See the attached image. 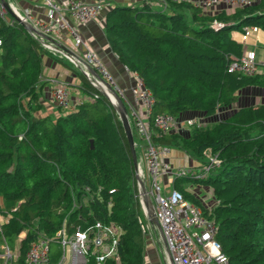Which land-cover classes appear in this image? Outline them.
Segmentation results:
<instances>
[{
    "label": "trees",
    "instance_id": "trees-1",
    "mask_svg": "<svg viewBox=\"0 0 264 264\" xmlns=\"http://www.w3.org/2000/svg\"><path fill=\"white\" fill-rule=\"evenodd\" d=\"M107 2V42L151 93L152 113L209 118L234 104L242 88H264L260 64L251 76L228 72L244 51L242 28L264 32V0L212 13L187 0ZM0 39V255L4 246L16 255L5 262L0 257V264H26L30 244L42 238L56 264L62 253L56 232L64 229L71 235L95 222L121 229L118 263L108 259L101 264H145L147 238L137 222L144 215L114 106L58 55L75 74L74 87L91 99L40 113L45 105L42 62L55 52L6 10L0 17ZM152 139L184 152L195 168L205 163L207 151L216 157L218 165L203 178L176 177L174 189L199 206L190 191L175 187L178 178L207 187L214 205L199 207L214 223L215 239L229 264H264V104ZM144 223L149 232L145 217ZM87 264L98 263L89 257Z\"/></svg>",
    "mask_w": 264,
    "mask_h": 264
},
{
    "label": "built area",
    "instance_id": "built-area-1",
    "mask_svg": "<svg viewBox=\"0 0 264 264\" xmlns=\"http://www.w3.org/2000/svg\"><path fill=\"white\" fill-rule=\"evenodd\" d=\"M34 1L44 5L45 20L33 17L28 9L19 13L12 8L15 19L20 23L30 25L32 30L28 31L34 38L47 41V37L51 38L60 32H67L73 38L76 46L80 43V38L71 23L84 24L94 20L108 6L107 0H94L91 3L82 0H67L62 4L53 0ZM251 3L253 0H199L196 6L207 12L221 4L232 9L248 6ZM3 15L4 10L0 7V17L3 18ZM255 32H257L255 27H243L241 33L243 43L249 38L250 33ZM43 46L54 52L58 51L59 55L74 65L92 86L107 97L113 106L116 102L112 93L115 92L127 107L128 120L129 122L131 120L135 134L142 143L146 169V173H144L137 164L134 171L135 196L139 200L144 217L146 218L147 210L150 207L157 219L164 241V250L169 253L171 264H229L227 256L221 251V246L215 239L216 227L214 223L203 214L199 206L185 199L179 191L173 188L171 192H168L165 189L169 177H173V179L185 176L194 179L203 178L212 167L218 165L219 161L216 157L207 151L205 153L207 160L203 165L197 167V170L187 167H172L169 163L172 149L155 144L152 138L156 134L161 135L176 130L178 121L167 113L154 114L151 112L154 104L152 95L143 87L141 80L136 75H132L134 85L131 88V97L137 107L133 108L125 100L123 90L116 85L96 54L85 44L83 47L86 50L82 57L76 55L71 49L61 50L56 44L45 43ZM91 70L96 73V76L91 73ZM256 71L255 51L246 48L242 55L231 62L228 67V72L247 76L254 75ZM52 82L50 99L57 108L68 109L75 102L91 99V97L87 98L82 95L71 100L68 83L54 80ZM79 95L81 94L79 93ZM203 119V116L196 115L186 118L182 123L189 129L194 125H204ZM145 201L148 207L145 206ZM137 222L141 232L148 238L144 218L138 217ZM120 235L121 229L114 223L95 222L84 230L76 229L71 235H66L64 229H60L54 236L62 250L56 264H87L89 257L98 264L104 263L108 259L118 263L117 246ZM0 257L5 262V260H14L16 255L11 254L4 246L3 254ZM25 263L53 264L50 262L46 239L42 238L30 244L26 252Z\"/></svg>",
    "mask_w": 264,
    "mask_h": 264
},
{
    "label": "crops",
    "instance_id": "crops-1",
    "mask_svg": "<svg viewBox=\"0 0 264 264\" xmlns=\"http://www.w3.org/2000/svg\"><path fill=\"white\" fill-rule=\"evenodd\" d=\"M56 3L62 4L65 3L67 0H53ZM85 2H93L94 0H82ZM190 1L191 3H193L195 6L196 4L199 2V0H187ZM6 2L8 3L10 9L12 10L15 9L17 12H21L24 9H28L31 13V15L35 18L38 19H42L45 20V14H46V9L44 7V5H42L40 2L38 1H34V0H6ZM153 4H157V2L153 3ZM221 9H231L223 4L219 5L217 10H221ZM208 13H212L215 12L212 10L207 11ZM106 13H107V8H104L99 14L98 16L94 19V20H90L84 24H75V23H71L75 32L77 33L78 37L80 38V43L77 44V46L75 45V42L73 40V38L66 32H60L58 35L53 36L49 39H47V41H45L46 43H50L53 44L57 47H59V49L61 50H65V49H71L76 55L82 57L84 55V51L86 50L85 47H83V44H85V46L90 49L92 52H94L96 54V56L98 57V59L101 61V63L103 64V66L106 68V70L108 71V73L110 74V76L112 77V79L114 80V82L116 83V85L123 90L124 92V98L125 100L129 103V105L133 108H137L136 105L132 102V97H131V88L134 85V79L132 74H130L126 68L118 61L117 56L112 52L107 39H106V35L104 32V27H105V20H106ZM261 43L262 45L259 46L261 48V50L257 51V44ZM244 49L246 48L247 50H253L255 51L256 54V62L257 65L260 64V69L264 68V32L262 31H257L255 33H250L249 38L246 40L245 43H243ZM252 47V48H251ZM58 51L55 52L53 57H44L43 62H42V80L45 83L44 87L42 89V91L40 92L43 96L42 100H46V105L50 106L51 108H54V105H52L51 103V99H50V92L51 89L53 88V80L55 81V79H53V77H58L59 75H61L62 77H64V82L68 83L71 85V83L75 82L78 83V80L75 76V74L73 73V71H71L69 68H67V66H65L63 63L58 61ZM66 62V61H65ZM67 63V62H66ZM68 64V63H67ZM70 64V63H69ZM71 66V65H70ZM72 67V66H71ZM67 68V69H66ZM71 73V75H69ZM50 84L51 87L50 89L47 88L46 84ZM74 91L77 92V95H74V98L78 97V96H82L79 95V91L74 87V85H72ZM238 95V99L237 101L232 104L230 107L225 108V109H219V111H221V117L219 118H226L229 115H231L234 111H236L237 109L241 108V107H245V106H249V105H254L257 103H261L264 104V88H260V87H256V86H252V87H245L242 88L241 90H239L237 92ZM238 105H235V104ZM49 109H46V111ZM45 111V112H46ZM44 112V113H45ZM42 113V114H44ZM50 111H48L47 114H49ZM220 112H216V114H214L212 117L206 118L204 115V119H203V123H205L204 125L217 121L219 120V118H215L214 116H216L217 114H219ZM223 115V116H222ZM195 116V115H194ZM193 115L191 117H194ZM190 118L187 117V119ZM211 121H210V120ZM185 120V119H184ZM183 122V121H182ZM182 126H179V124L177 123L176 125V130L171 131V132H188L189 129L186 128L184 126V124L182 123ZM139 146L140 149V154H141V158L142 160H144V151L142 148V143L139 141V143L137 144ZM137 164L139 165L140 169L142 171H146V169H142L141 164L139 162V153L137 151ZM171 158L173 157V151L171 153ZM177 160V159H176ZM169 162H170V158H169ZM177 162H175L174 165ZM186 161H185V165H186ZM145 165V162H144ZM149 222V221H148ZM149 232L147 237H151V240H154L155 242L153 243V245L151 246H147L146 247V254H145V264H148V261H146L147 259H155L156 261L159 263L160 260L158 259V254H159V249H161V253L162 250H164V245L162 242V239L159 235V232L157 230V228L149 223ZM147 238V239H148ZM150 240V239H148ZM164 254V252H163ZM152 257V258H151Z\"/></svg>",
    "mask_w": 264,
    "mask_h": 264
},
{
    "label": "rangeland",
    "instance_id": "rangeland-1",
    "mask_svg": "<svg viewBox=\"0 0 264 264\" xmlns=\"http://www.w3.org/2000/svg\"><path fill=\"white\" fill-rule=\"evenodd\" d=\"M217 8L218 7H215V8H213V11H216L217 10ZM262 44L259 42L258 44H257V51H259V50H261V48L259 47V46H261ZM252 48V47H251ZM68 68V67H67ZM66 68V69H67ZM69 75H71V73L69 74ZM53 79H55V81H58V82H64L65 80H64V77H62L61 75H59L58 77H53ZM51 84V83H50ZM49 83L48 84H46V86H47V88L48 89H50V87H51V85H50ZM72 85H75V82H73V83H71V85L70 84H67V86H68V91L70 92V98H71V100L74 98V95L76 96L77 95V92L76 91H74V89H73V87H72ZM115 101V100H114ZM116 102V101H115ZM44 103H45V105H44V107H43V111H40V113H44L45 111H46V109H49V110H47L45 113H48V111H50V113H53L54 112V110H55V108H51L50 109V106L49 105H46V100H44ZM257 103V102H256ZM116 105V104H115ZM235 105H238L237 103L235 104ZM220 113L219 114H217L216 116H214L215 118H219V117H221L220 115L222 114L221 113V111H219ZM55 114V113H54ZM199 115H201V116H203L202 114H199ZM191 117L192 115H190L189 113H182V114H180L179 115V117H178V119H177V121H178V124H179V126H182L183 127V125H182V121L184 120V119H186L187 117ZM223 116V115H222ZM129 118V117H128ZM219 119H221V118H219ZM210 120V119H209ZM212 120V119H211ZM210 120V121H211ZM129 121V120H128ZM129 123H131L132 124V122H131V120H130V122ZM135 141L137 142V143H139V140H138V138H137V136L135 135ZM137 151H138V153H139V162H140V164H141V167H142V169L144 170L145 169V165H144V160H142V156H141V154H140V149H139V146H137ZM173 151V157L174 158H171V156H169L170 157V165L172 166V167H187V168H193L194 170H197L196 168H195V166H196V163H195V161L192 159V158H190L188 155H186L184 152H182V151H179V150H175V149H173L172 150ZM172 151H171V153H172ZM171 155V154H170ZM177 159V160H176ZM185 161H186V165H185ZM175 162H177L176 164L177 165H174L175 164ZM145 173H146V171H145ZM170 179L167 181V184L165 185V189L168 191V192H171L172 191V189L174 188V186L172 185L173 183H172V180H173V177H169ZM179 180L177 181L178 183L176 184V188L177 189H183V190H188V191H190L191 192V196L195 199V200H197L200 204H199V206L200 207H202V208H207V209H209L210 207H212L213 205H214V199L211 197V193H210V191H209V189L207 188V187H205V186H202V185H199V184H196V183H194L192 180H190V179H183V178H178ZM161 183H163V182H161ZM188 201H190V200H188ZM191 202V201H190ZM197 204V203H196ZM148 214V213H147ZM144 218V217H143ZM0 221H2L1 219H0ZM148 239H150V240H148ZM147 240H146V247L147 246H151V245H153V243L155 242L154 240H151V237H149ZM154 246V245H153ZM1 251V250H0ZM159 251V256H158V259L160 260V262L158 263L157 261H156V258L155 259H147L146 261H148V264H168V261H167V258H166V254H165V251H163L162 250V253H161V249H159L158 250ZM163 252H164V254H163ZM152 258V257H151Z\"/></svg>",
    "mask_w": 264,
    "mask_h": 264
},
{
    "label": "water",
    "instance_id": "water-1",
    "mask_svg": "<svg viewBox=\"0 0 264 264\" xmlns=\"http://www.w3.org/2000/svg\"><path fill=\"white\" fill-rule=\"evenodd\" d=\"M0 6L4 10H6L7 13H9L12 17L15 18L14 13L10 9V7H9L8 3L6 2V0H0ZM23 25H24V27H26L27 30H32L30 25H27V24H23ZM47 39H49V38L47 37ZM49 40H51V39H49ZM91 73L96 76V73L93 72L92 70H91ZM111 92H113V91H111ZM112 94H113V97L115 98V101H116V105H114V109H115V111H116V113L118 115V118H119V120L121 122V125L123 127V131H124L125 137L127 139V143H128V147H129V151H130V155H131L132 165H133V168H134V171H135L136 168H137V157H136V152H135V145H134V139H133V135H132V130H131V126H130V123H129L128 117H127V112H126V109L124 107V104L122 103V101L118 97V95L115 92H113ZM144 204H145L146 207H148V204H147L146 201L144 202ZM147 213H146L147 220L149 221V223L153 224L157 228V230L159 232V235H160V237L162 239V242L164 244L163 237H162L161 230H160V226H159L158 221L155 218L153 212L150 210V207L147 210ZM165 254H166V258H167L168 264H171V259H170L169 253L166 251Z\"/></svg>",
    "mask_w": 264,
    "mask_h": 264
}]
</instances>
